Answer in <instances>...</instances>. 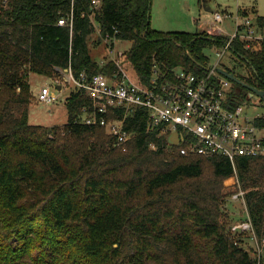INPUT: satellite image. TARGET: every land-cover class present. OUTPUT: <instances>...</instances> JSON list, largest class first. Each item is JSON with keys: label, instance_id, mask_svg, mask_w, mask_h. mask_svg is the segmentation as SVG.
Segmentation results:
<instances>
[{"label": "trees", "instance_id": "trees-1", "mask_svg": "<svg viewBox=\"0 0 264 264\" xmlns=\"http://www.w3.org/2000/svg\"><path fill=\"white\" fill-rule=\"evenodd\" d=\"M149 10L150 0H0V264H264V247L257 261L242 235L228 230L222 209L225 196L243 189L264 238V155L232 163L222 154L181 153L141 105L123 118L130 136L122 149L103 125L82 119L91 100L76 86L62 124L29 121L30 72L116 76L115 59L93 58L89 40L129 39L119 63L146 83L154 59L163 70L205 73L207 50L230 38L153 28ZM237 13L264 29V15ZM226 51L248 74L220 59L217 66L264 95V38L252 49L233 36ZM231 81V103L250 102L249 89ZM107 116L120 118L123 108ZM256 122L264 125V114Z\"/></svg>", "mask_w": 264, "mask_h": 264}, {"label": "built area", "instance_id": "built-area-1", "mask_svg": "<svg viewBox=\"0 0 264 264\" xmlns=\"http://www.w3.org/2000/svg\"><path fill=\"white\" fill-rule=\"evenodd\" d=\"M99 1L91 0V5L97 6ZM229 15V12L213 11L206 31L228 33L230 38L239 36L246 47L258 49L264 38V29H260L249 15L236 13L233 30L227 32L220 23ZM71 18L70 14L67 21L70 26ZM57 22L63 24L66 19L61 16ZM229 40L216 50V61L203 74L180 66L163 70L159 61L154 59L148 81L141 83L120 65L118 58H114L118 64L114 78L102 73L87 78L83 72L74 77L69 68L64 69V73L74 80L76 87L83 88L91 100L90 108H83L82 119L103 125L122 149L130 136L123 118L134 106L141 105L146 108L151 126L158 127L159 133H178L179 152L222 154L233 163L237 156L264 155V125L256 122L258 114L248 113L244 102L231 103L232 81L217 71V60L226 52ZM56 85L58 83L54 82L55 90L47 84L42 85L36 93L37 100L47 105L54 103L60 92V86ZM118 106L123 108V116L108 117L107 112ZM243 193V189H239L232 197L241 198L245 204ZM245 209V216L234 223L238 232L233 234L247 233L253 248L252 256L259 261L264 238L255 233Z\"/></svg>", "mask_w": 264, "mask_h": 264}, {"label": "rangeland", "instance_id": "rangeland-1", "mask_svg": "<svg viewBox=\"0 0 264 264\" xmlns=\"http://www.w3.org/2000/svg\"><path fill=\"white\" fill-rule=\"evenodd\" d=\"M241 9H246L252 16L253 13L264 15V0H150L149 21L151 27L159 30L206 31L205 27H208L209 21L213 18V11L218 10L222 13L226 11L230 15L226 16L220 25L227 32H232L234 16ZM97 31L98 26L96 25L95 32L92 34L93 37L96 36ZM208 33H217V30ZM111 41L109 38L96 43L89 40L88 46L91 56L98 61L108 58H118L122 61L123 56L119 52L124 54L130 47L131 41L129 39H113ZM216 50H207L212 63L217 58ZM220 61L224 62L226 66L234 67L236 72L244 75L248 74V68L245 64L227 51L220 58ZM121 64L125 67L123 63ZM129 73L132 74V71L129 70ZM28 81L33 95L30 106L32 112L36 114L35 116L32 114L33 117L30 122L62 124L66 120L65 97L75 87L74 80L70 76H66L63 70L60 74L54 76L30 72ZM54 82L60 86L58 88L60 92L58 99L55 101L58 103V107L51 113L47 107L52 106V108H55L56 103L49 105L41 103L37 100L36 93L42 85L46 84L49 85L51 90H55ZM249 101L245 104H247V111L250 115L264 114V103L259 98L252 96ZM205 168L208 169V166ZM222 207L223 219L227 222L228 230L231 233L238 232V229L234 227V223L245 216L246 204L241 198L230 195L225 196ZM240 235H242V240L246 241L247 245L252 246L247 233H241ZM150 264H154V262H150Z\"/></svg>", "mask_w": 264, "mask_h": 264}, {"label": "water", "instance_id": "water-1", "mask_svg": "<svg viewBox=\"0 0 264 264\" xmlns=\"http://www.w3.org/2000/svg\"><path fill=\"white\" fill-rule=\"evenodd\" d=\"M66 69H68V68H66ZM217 70L221 74L230 78L231 80L246 86L249 89V92H248L249 97H252V96L254 98H263L264 97L262 89H259L253 85L247 84L245 81H243L241 78H239L233 71H228L227 69H225L221 66H217ZM167 138H168L169 142H171L173 144H177L178 140H179L178 133L175 131L172 132L171 134H169Z\"/></svg>", "mask_w": 264, "mask_h": 264}, {"label": "crops", "instance_id": "crops-1", "mask_svg": "<svg viewBox=\"0 0 264 264\" xmlns=\"http://www.w3.org/2000/svg\"><path fill=\"white\" fill-rule=\"evenodd\" d=\"M51 78V77H50ZM56 104L54 105L55 106V108H52V106H50V107H47V109L49 110V111H51V113H52V111H54L58 106V103L57 102H55ZM65 103V102H64ZM65 108H66V105H65ZM50 113V114H51ZM32 114H34V112H32V110H31V106L29 105V121L30 120H32L31 118L33 117V115ZM36 114H34V116H35ZM32 122H34V121H32ZM43 124H46V123H43ZM48 124V123H47Z\"/></svg>", "mask_w": 264, "mask_h": 264}, {"label": "bare ground", "instance_id": "bare-ground-1", "mask_svg": "<svg viewBox=\"0 0 264 264\" xmlns=\"http://www.w3.org/2000/svg\"><path fill=\"white\" fill-rule=\"evenodd\" d=\"M117 56H119V55H117ZM104 63V62H103ZM175 145H177V144H175Z\"/></svg>", "mask_w": 264, "mask_h": 264}]
</instances>
